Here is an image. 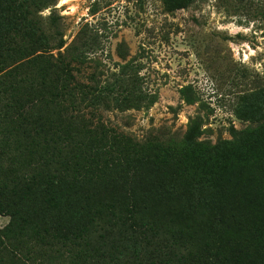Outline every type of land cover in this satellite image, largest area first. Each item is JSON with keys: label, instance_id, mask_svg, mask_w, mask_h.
Returning <instances> with one entry per match:
<instances>
[{"label": "trees", "instance_id": "obj_1", "mask_svg": "<svg viewBox=\"0 0 264 264\" xmlns=\"http://www.w3.org/2000/svg\"><path fill=\"white\" fill-rule=\"evenodd\" d=\"M54 1L0 0V264H264V89L236 107L250 125L232 141L121 132L101 112L156 95L133 65L77 79L97 31L45 52Z\"/></svg>", "mask_w": 264, "mask_h": 264}, {"label": "rangeland", "instance_id": "obj_2", "mask_svg": "<svg viewBox=\"0 0 264 264\" xmlns=\"http://www.w3.org/2000/svg\"><path fill=\"white\" fill-rule=\"evenodd\" d=\"M39 14L45 52L54 55L76 53L80 32H98L90 60L74 71L80 82L105 86L122 67L139 68L157 101L102 111L117 130L138 139L190 135L218 144L250 125L236 107L264 89V0H195L174 11L163 0H55ZM60 39L64 45L55 47ZM10 218L0 214V228Z\"/></svg>", "mask_w": 264, "mask_h": 264}]
</instances>
